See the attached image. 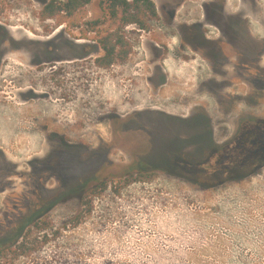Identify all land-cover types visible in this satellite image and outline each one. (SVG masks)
Returning a JSON list of instances; mask_svg holds the SVG:
<instances>
[{
  "label": "rangeland",
  "instance_id": "rangeland-1",
  "mask_svg": "<svg viewBox=\"0 0 264 264\" xmlns=\"http://www.w3.org/2000/svg\"><path fill=\"white\" fill-rule=\"evenodd\" d=\"M151 1L170 11L180 3ZM215 1L226 10L205 30L218 35L238 17L242 34L259 43L264 0H193L174 8V24L202 20L199 5ZM40 5L0 0V22L34 44L30 58L41 53L40 69L20 72L29 93H0V146L29 177L0 192V249L26 235L36 241L13 264H264V85L233 78L240 51L251 56L245 43L231 41L229 66L189 52L188 63L175 61L177 33L158 11L145 34L125 30L124 63L99 69L93 34L39 21ZM153 49L169 53L165 61H154ZM138 171L154 176L138 179ZM89 180L106 187L83 207ZM12 192H28L22 210L2 206ZM37 217L41 229L31 223Z\"/></svg>",
  "mask_w": 264,
  "mask_h": 264
},
{
  "label": "flooded vegetation",
  "instance_id": "flooded-vegetation-1",
  "mask_svg": "<svg viewBox=\"0 0 264 264\" xmlns=\"http://www.w3.org/2000/svg\"><path fill=\"white\" fill-rule=\"evenodd\" d=\"M32 1L33 2L36 1L41 4L37 13L39 21H41V12L43 11L44 7L47 6L50 0H32ZM124 1L128 2L129 4H135V0H124ZM190 3L195 4L193 0H180L179 4H177L176 2L173 3L171 5L173 6L172 9L173 14H171L172 10L171 11L165 9L159 10L157 6L155 7L156 12L159 13L158 11H162L163 17L167 19L166 28L173 29L177 33V35L175 36L177 39V47L175 49H171L172 59L181 62L186 61L188 63L190 59L186 56V54H188L189 52L190 54H193L195 57L201 59L202 61H205L208 65L229 66L230 62H228L227 55L229 54V51L233 46L231 41L238 40L241 41V43L242 42L245 43L246 49L251 54V56L248 59L244 60L243 59L244 54L242 51H240L239 55L242 59L239 58L237 66L233 65L232 69L235 70L233 78L237 79L240 77L243 80L244 79L249 80L252 82L253 87H254V83H258V82L264 85V76L259 75L260 71L264 72L263 71L264 68L259 67L261 60L264 59V38H263L264 36H262V38L259 39L260 40L258 43L259 45L256 42H254L253 38L249 36V33H247L246 30H245L246 35L244 36L240 31L241 29L240 25L237 24V22H240L238 17L237 19L228 18V20L226 21L225 29L222 30L218 35L214 34V32L212 31L205 30V28L208 25L214 24V18H217L218 16H222L223 12L226 10L223 1L201 3L199 7L202 11V16H201L202 20L196 18L182 19L179 24H174V21L176 20L174 16V12L176 11H174V8L178 6L181 7V9H184L186 5L190 6ZM88 5H86L85 8ZM163 11L166 12L164 13ZM155 19L156 18L154 17L145 18V20L147 21L144 23L145 24L144 28H141L137 24H132V23L125 24L121 28V34L124 40L127 42L126 37L124 36L126 29L132 28L139 33L145 34V31L148 30L147 23L148 22L150 23ZM41 22H47V21H41ZM241 23L244 22L241 20ZM54 25L56 28L61 27L63 29L69 30L71 33L78 31L77 33L79 34V36L83 37L82 33L80 32L84 30L82 26L77 28V27L69 26L67 24L56 25L55 23ZM261 28L263 27L261 26ZM11 29H12L11 26H6L2 22H0V30H1L0 32L2 35H4V38L2 37L3 39L2 40L0 39V93L20 96L24 93L26 94L29 93L27 91V88H25L26 89L25 90L24 88L21 87L22 80H20V75H21L20 72L22 71L23 67L30 68L31 66L32 69L35 71L37 69H40L41 53L38 50L37 52L33 53L32 54L33 57L30 58L28 53L29 52L28 48L30 45H34V44L25 41L20 34L14 35L12 33L13 30ZM15 33H21V32L15 31ZM154 33H155L154 30H152V33L148 31L147 35L149 36V40L150 38H152V36L156 37L157 34ZM89 35H92V33H87L86 37ZM153 51L155 52L154 54L156 55L154 61L158 60L160 62H163L165 61L163 57L166 56L167 58L169 54V53L165 54L164 52L161 53L159 52L157 54V51L155 49H153ZM35 54H38V56H35ZM130 54L131 51L129 55ZM129 55L127 56V58L129 57ZM127 58L118 63H122V62L124 63L127 60ZM194 60H196V58ZM112 66L113 65H111L110 67ZM110 67L104 69H109ZM6 81L7 84L3 85V82ZM258 87L254 88L256 89L257 94L259 92L263 93V88L260 89ZM56 140H58L59 143H61L64 147H66V149H69L68 148L69 146L63 137H57ZM18 169H19V165L17 163L16 164L13 163V160H9L8 157L6 156V152L4 148L0 146V192L1 191L4 192L5 190H8L9 187H13L14 185L13 180L15 179V177L22 179V181H27V182L29 181L28 180L29 177H27V175L17 172ZM138 172L145 173L146 171H138ZM94 187L95 185L92 183V180L91 181L89 180L85 184V186L81 190L82 193L81 201L84 192L92 190ZM21 197L27 198L28 192H22L21 196L14 195L12 192L11 194L5 197V201H4L5 203L4 204L2 203V206L7 209L14 208L17 210H22L24 205L20 202ZM26 217L27 214L21 212V214L19 215V220L21 222H24ZM38 221H40V219L37 217V219L35 218V220H33L31 223L36 224L38 223Z\"/></svg>",
  "mask_w": 264,
  "mask_h": 264
},
{
  "label": "trees",
  "instance_id": "trees-1",
  "mask_svg": "<svg viewBox=\"0 0 264 264\" xmlns=\"http://www.w3.org/2000/svg\"><path fill=\"white\" fill-rule=\"evenodd\" d=\"M91 1L50 0L41 12V21H55L56 25L67 24L77 28L82 26L84 30L80 32L84 38L87 33H92L94 41L102 51V54L94 59V65L104 69L126 59L131 51L121 34V28L130 23L144 28L145 18H156L157 12L155 5L150 0H135V4H129L124 0H98L96 15L81 24L85 17V6ZM132 176L131 174L129 177ZM153 176V173L148 172H138L135 175L138 179ZM130 181L132 182L133 179L125 180L126 183ZM94 185L92 190L84 192L81 201L83 207L89 206L93 194L105 191L106 183L101 182ZM35 227L41 229L38 224H35ZM25 238L26 235L14 249H0V264H13L15 259L26 255L25 253L32 249L33 242L36 240L28 241Z\"/></svg>",
  "mask_w": 264,
  "mask_h": 264
}]
</instances>
